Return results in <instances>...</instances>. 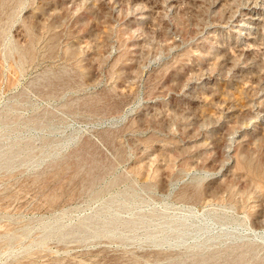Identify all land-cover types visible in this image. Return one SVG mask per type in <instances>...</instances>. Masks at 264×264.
<instances>
[{
  "label": "rangeland",
  "instance_id": "obj_1",
  "mask_svg": "<svg viewBox=\"0 0 264 264\" xmlns=\"http://www.w3.org/2000/svg\"><path fill=\"white\" fill-rule=\"evenodd\" d=\"M0 264H264V0H0Z\"/></svg>",
  "mask_w": 264,
  "mask_h": 264
},
{
  "label": "bare ground",
  "instance_id": "obj_2",
  "mask_svg": "<svg viewBox=\"0 0 264 264\" xmlns=\"http://www.w3.org/2000/svg\"><path fill=\"white\" fill-rule=\"evenodd\" d=\"M254 9H255V7L253 6V7H250L247 11H249L250 12L249 14L251 15L252 12L255 11ZM255 19H257V18H255ZM239 24L240 25L238 27H240V26H246V24H248L249 26H252V27L255 26V25H257L256 24V21H251V22L250 21H241ZM242 30H244V29H242Z\"/></svg>",
  "mask_w": 264,
  "mask_h": 264
}]
</instances>
